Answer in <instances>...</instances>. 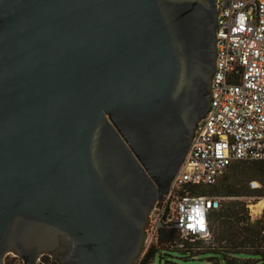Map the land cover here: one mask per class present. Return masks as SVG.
<instances>
[{
  "label": "water",
  "instance_id": "obj_1",
  "mask_svg": "<svg viewBox=\"0 0 264 264\" xmlns=\"http://www.w3.org/2000/svg\"><path fill=\"white\" fill-rule=\"evenodd\" d=\"M215 0H0V264H132L209 102Z\"/></svg>",
  "mask_w": 264,
  "mask_h": 264
},
{
  "label": "built area",
  "instance_id": "obj_2",
  "mask_svg": "<svg viewBox=\"0 0 264 264\" xmlns=\"http://www.w3.org/2000/svg\"><path fill=\"white\" fill-rule=\"evenodd\" d=\"M215 5L208 108L194 128L179 169L148 210L141 251L132 264H139L162 232L210 239L208 213L218 207V200L198 190L214 184L232 162H264V0H215ZM249 186L256 188L260 183L253 179ZM254 198L247 196L246 205L259 201ZM263 209L264 205L258 212L249 208L250 218ZM177 237L167 241L168 247H184ZM10 255L15 256L7 252L5 262ZM47 258L51 256L40 254L36 264H47Z\"/></svg>",
  "mask_w": 264,
  "mask_h": 264
},
{
  "label": "rangeland",
  "instance_id": "obj_3",
  "mask_svg": "<svg viewBox=\"0 0 264 264\" xmlns=\"http://www.w3.org/2000/svg\"><path fill=\"white\" fill-rule=\"evenodd\" d=\"M260 166L255 165V163L250 162H241L239 164H234L226 171V173L217 179V181L210 185L217 190H226L230 188H238L246 184L248 180L254 179L258 180L260 183V192L259 200H264V162L260 161ZM259 191H251L248 194L258 195ZM211 196H215L218 200V207L220 204H224V202H237V207L240 210L241 216H243L244 220L249 222H255L258 219L263 217V211L258 216H253L250 218L249 208H252L254 212H258L260 207H257V204L247 206V199L244 195H224L219 193L210 194ZM247 195V194H246ZM258 197H255L252 201H256ZM264 205V204H263ZM215 229H216V222ZM217 236V230H216ZM214 235L211 239H202V238H181L177 237L178 242H191L195 246H201L203 249H207L208 247L212 249L215 248L216 251H206L202 253H197L195 255L190 254L189 252H181L179 250L168 249V246L165 242L161 241L158 246L165 247L166 249L158 248L149 264H206V261H210L207 264H218L215 260H217L220 264H228L224 254L222 251H217L220 249H225V251H231L233 249H245L248 251H252L254 249L264 250L263 246L260 243H253L246 245L245 247H235L233 241L229 236H227L223 240H218ZM208 248V249H209ZM161 256V258H160ZM236 257L240 259H230L229 264H264V258L259 253L253 252H241L236 254ZM230 258V257H229ZM241 259H246L244 262ZM18 256H9V259L6 260V264H21V260Z\"/></svg>",
  "mask_w": 264,
  "mask_h": 264
},
{
  "label": "trees",
  "instance_id": "obj_4",
  "mask_svg": "<svg viewBox=\"0 0 264 264\" xmlns=\"http://www.w3.org/2000/svg\"><path fill=\"white\" fill-rule=\"evenodd\" d=\"M241 162H248V161H235L232 162L228 168L225 170V172L220 176L222 177L226 171L229 169L234 164H239ZM250 162V161H249ZM252 163H255V165L260 166V161H252ZM219 177V178H220ZM253 180V179H251ZM249 181L246 182L245 185L240 186V187H234L226 190H217L212 187L205 186L202 189L198 190L199 192L206 193L207 195L213 194V193H219V194H224V195H244L245 197L247 196H254L258 197L261 195L260 192V186L256 188H252L249 186ZM251 191H259L258 195L254 194H248ZM247 194V195H246ZM238 203L237 202H224V204H220L219 207L217 208H212L209 210L208 213V224L209 228L211 230V238L216 236V230H217V239L218 240H223L227 236L231 238L233 241L235 247H245L248 244H253V243H260L263 246L264 249V209H263V217L261 219H258L255 222H249L244 220L243 216L240 214V210L237 207ZM216 222V229H215V224ZM177 235L174 234L173 231L169 232H162L159 237V241L157 242L156 245L152 246L141 258L139 261V264H149L151 262V259L155 253V251L158 248L166 249L165 247H159L158 244L163 241L167 244V241H171L174 238L176 239ZM210 238V239H211ZM168 246V245H167ZM209 248V247H208ZM203 249L201 246H195L191 242H184V247L181 249H177L175 247L168 249H173V250H179L181 252H189L192 255H195L197 253H202L206 251H216L214 247L212 249ZM217 251H222L226 260L228 261V264L230 262V259H240L236 257V254H239L241 252H253V253H259L263 258H264V250L260 249H254L252 251H248L245 249H233L231 251H225V249H220ZM230 257V258H229ZM161 258V256H160ZM244 262H246V259H241ZM20 261V260H19ZM217 263L218 261L215 260ZM248 262V261H247ZM246 262V263H247ZM243 263V264H246ZM220 264V263H218Z\"/></svg>",
  "mask_w": 264,
  "mask_h": 264
},
{
  "label": "flooded vegetation",
  "instance_id": "obj_5",
  "mask_svg": "<svg viewBox=\"0 0 264 264\" xmlns=\"http://www.w3.org/2000/svg\"><path fill=\"white\" fill-rule=\"evenodd\" d=\"M47 260V264H58L56 261H55V259H53L52 257L51 258H47L46 259Z\"/></svg>",
  "mask_w": 264,
  "mask_h": 264
},
{
  "label": "bare ground",
  "instance_id": "obj_6",
  "mask_svg": "<svg viewBox=\"0 0 264 264\" xmlns=\"http://www.w3.org/2000/svg\"><path fill=\"white\" fill-rule=\"evenodd\" d=\"M260 201V200H259ZM258 202V201H257ZM257 202L255 204H257ZM264 204V200H261L258 204H257V207H260V206H263Z\"/></svg>",
  "mask_w": 264,
  "mask_h": 264
}]
</instances>
